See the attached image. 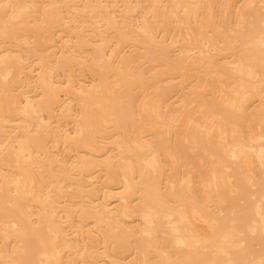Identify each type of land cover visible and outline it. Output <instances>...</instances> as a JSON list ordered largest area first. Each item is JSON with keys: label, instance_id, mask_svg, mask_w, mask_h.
I'll return each instance as SVG.
<instances>
[{"label": "bare ground", "instance_id": "6f19581e", "mask_svg": "<svg viewBox=\"0 0 264 264\" xmlns=\"http://www.w3.org/2000/svg\"><path fill=\"white\" fill-rule=\"evenodd\" d=\"M41 1L0 4V45L9 46L0 54V264H98V255L113 264H264V0H139L147 9L141 30L130 25L126 1L121 21L103 15L100 0L84 2L70 21L64 7L74 0ZM96 24L112 32L103 44L91 41ZM60 26L76 33L63 44L76 53L49 66L48 42ZM113 37L147 50L135 46L114 65L104 46ZM218 54L231 60L163 111L167 60L184 74L190 57L213 68ZM36 55L41 91L30 101L13 87L30 69L23 60ZM62 73L64 86L54 81ZM19 117L13 136L6 123ZM60 141L67 159L51 153ZM117 183L122 199L108 210ZM99 184L105 198L94 205ZM68 196L82 201L66 206ZM61 211L71 227L92 223L81 240L69 237Z\"/></svg>", "mask_w": 264, "mask_h": 264}, {"label": "rangeland", "instance_id": "374dc122", "mask_svg": "<svg viewBox=\"0 0 264 264\" xmlns=\"http://www.w3.org/2000/svg\"><path fill=\"white\" fill-rule=\"evenodd\" d=\"M89 1V0H74L72 3L70 4H65L64 7V15H66V20L70 21L72 15L75 14L76 12V8H79L84 2ZM95 1V0H93ZM125 1L131 5L134 6L129 13H128V21L130 23V25H132L134 27V29L136 30H141V21L143 18V15L145 13L146 7L140 5H137V1L139 3V0H100V5L102 6V14L103 15H108L110 16L113 20L116 21H121L123 20V15L125 14L124 12V8H125ZM221 0H217L216 2H220ZM235 3L237 5H243L245 3V0H234ZM6 0H0V4L3 5L5 4ZM52 2H56V5L59 6L61 5L60 2L61 0H42L41 1V5L46 6ZM146 0H143L142 4L146 5ZM151 15V14H149ZM37 17H30L28 19L29 24L32 25H39L40 21H36ZM64 22V20H63ZM77 22L72 21L71 24H76ZM78 25V24H76ZM99 27V31L95 34V35H91V41L93 43L96 44H103L106 34L110 33L107 31V27L104 24H96ZM122 28L125 25H121ZM124 29V28H123ZM89 32V27H85L83 34L86 35ZM112 36V32L110 33ZM76 33H72L71 35L67 32L64 31V27L60 26L56 29H54V34L50 35L52 36V40H50L48 42V48H47V53L48 55L46 56V60L48 65H53L56 60L61 57L64 52H67L68 54H74L76 53V51L74 50L73 47L67 46L65 47L63 44L67 41L71 40V37H75ZM157 36L159 38H161L162 33L161 31L157 32ZM127 42L118 46L116 39L113 37V39L108 40L106 44H104V46L106 47V54L107 56H111V60L113 62V64L115 65L122 56L127 55L129 52L132 51L133 48H135V46H140V48L142 47L141 45L138 44H134L136 43V41L134 39H127ZM134 44V45H133ZM205 46V45H204ZM206 49H210V47L205 46ZM9 49V46L7 44H1L0 45V54L7 52ZM169 49V54L170 55H175L176 53H178L177 47H175L174 45L168 47ZM147 50V47H145L143 49L142 47V52ZM180 51V50H179ZM141 52V51H140ZM141 52V53H142ZM210 52H212V49L210 51H207L206 54H210ZM23 55L26 56V53H23ZM42 57V56H41ZM231 59H228L225 57V55L223 54H218L215 57H213L211 64H217L215 67L210 68V65L208 63H206V61H202L200 56H197L196 58H191L187 59L185 62H183L181 64V71H185L184 74H181L178 70V67L176 68L175 63H174V59H168L167 63L165 65V67H162L161 69L164 71V75L160 78V83L159 84H163V85H167L168 89L170 91V93L164 98V103L162 105L163 107V111H166L169 108H176L179 106L181 99H180V95L184 92V91H189L192 87H196V86H200L201 88L204 87L205 85V80L209 78L210 76V72L211 74H215V70L220 68V65L222 64H226L227 61H229ZM49 61V62H48ZM24 64H28L30 69L29 70H25L20 79L18 84H15V86L13 87L15 92H22V93H27L28 92V96H29V100H35L37 99L38 96H40V87L37 86V76L39 74V71L42 68V63L40 62V55H36V56H32L31 58H25L23 60ZM220 64V65H218ZM47 65V66H48ZM175 66V67H174ZM207 68L208 74H205L204 72V68ZM32 76L33 80L29 81L27 80V77ZM67 75L65 73L60 74V76H55L54 77V81L59 84L64 86L67 82ZM82 83L84 82L85 84H89L91 82V77L88 76H84L82 78ZM116 77H113V80H115ZM139 96H141V93L139 94ZM23 101L27 102V98L26 96L23 94ZM71 96L65 94V92H62L61 94V100L67 102L69 100ZM56 111H60V107L56 106L55 107ZM78 109V104L75 103L73 105V110L71 111L72 114V118L74 115L77 114L76 110ZM24 116H22L23 118ZM72 118H68L69 119V123L65 126V130L66 132L72 134L74 133V123L72 121ZM19 124H23V120H21V117H19L18 119H13L10 120L6 123V125L8 126V130L9 132L13 135V136H17V132H16V126ZM34 129V126H29L28 130H32ZM168 134L163 133L162 136H166ZM15 144V142H7V146L8 145H13ZM111 147H115L111 146ZM110 147V148H111ZM3 148V147H1ZM0 148V151L2 150ZM55 151H57L58 155L57 158L58 159H67L68 156V152L65 150L64 148V144L62 141H60L58 143V145L56 147H53L51 149V153H54ZM76 152V151H75ZM43 153V152H41ZM103 154L105 152H102ZM49 153H45L44 156H47ZM35 155H38V153H36ZM99 175L102 174V176L104 175V172H102L99 168H96L94 174H98ZM166 180H164L163 183H165ZM100 189L97 192V194L95 195V200L93 201L94 205H97L99 203H102L104 201L105 198V188L102 184H99ZM122 185L117 183V184H113L112 189L113 192L115 193V196L111 197L109 199V207L107 208L108 210H112L116 207V205L118 203L121 202V196H120V191H121ZM80 201H82L81 197H70L68 196L67 198H61V203H63L66 206L69 207H73L75 208V204H79ZM59 216V220L62 222V224L64 226H66L69 230V237H72L74 239H79L81 240L83 235H84V230L87 229V227H91L92 223L90 225H85L82 228L79 227H71L69 226V221L66 220V213L61 211L58 214ZM36 217V216H35ZM133 221L132 218H127V222H131ZM2 238H0L1 240ZM82 246L79 248V250H82ZM102 252V251H101ZM68 254V255H67ZM71 254V250L70 248L65 250V254H64V258L67 260L68 256ZM67 255V256H66ZM133 253L129 252L128 254H126L122 259L125 262H128L129 260H131L133 258ZM97 263L98 264H113L111 262V259L106 256V255H98L97 258Z\"/></svg>", "mask_w": 264, "mask_h": 264}]
</instances>
